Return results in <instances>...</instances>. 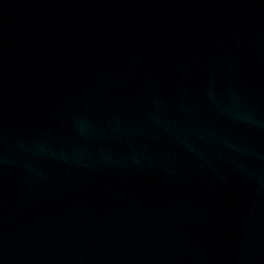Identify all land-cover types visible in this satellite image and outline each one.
<instances>
[{
    "label": "water",
    "instance_id": "obj_1",
    "mask_svg": "<svg viewBox=\"0 0 264 264\" xmlns=\"http://www.w3.org/2000/svg\"><path fill=\"white\" fill-rule=\"evenodd\" d=\"M0 264H264V0H0Z\"/></svg>",
    "mask_w": 264,
    "mask_h": 264
}]
</instances>
